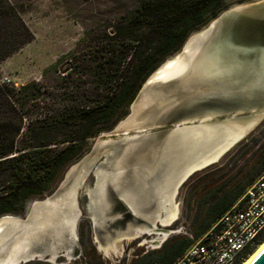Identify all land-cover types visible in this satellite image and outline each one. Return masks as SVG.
I'll return each mask as SVG.
<instances>
[{
  "label": "trees",
  "instance_id": "16d2710c",
  "mask_svg": "<svg viewBox=\"0 0 264 264\" xmlns=\"http://www.w3.org/2000/svg\"><path fill=\"white\" fill-rule=\"evenodd\" d=\"M251 1L133 0L132 7L118 16L114 34L104 35L103 50L87 59L84 74L89 75L93 91L100 89L101 93L82 101L81 108L48 115L32 126L22 125L17 109L38 98L42 88L37 83L18 89L0 83V114L17 116V120L9 116L0 120V175L8 180L7 190L0 195V216L23 214L28 198L46 191L81 155L86 138L109 130L127 114L148 76L178 52L192 33L231 6ZM27 5V0H0V64L34 38L23 19ZM59 128H69L68 134L60 140H46L49 132ZM60 144L63 146L50 147ZM241 144L238 151L245 150L238 156L243 160L240 165L233 161L214 168L191 184L200 218L193 237L172 238L134 259L133 264H172L241 199L264 173V125ZM255 246L245 249L240 261Z\"/></svg>",
  "mask_w": 264,
  "mask_h": 264
},
{
  "label": "rangeland",
  "instance_id": "374dc122",
  "mask_svg": "<svg viewBox=\"0 0 264 264\" xmlns=\"http://www.w3.org/2000/svg\"><path fill=\"white\" fill-rule=\"evenodd\" d=\"M27 1V11L23 14V19L32 31L34 38L18 51L4 59L0 64V79L4 80V77H7L10 81H4V83L8 86L18 89L22 85L37 83L42 88L38 98L29 101L23 109H17V114L21 115L22 125L24 127L32 126L48 115H57L66 112L72 107L81 108L84 106L82 101L87 102L88 97H95V94L98 95L101 93L100 89L93 91L89 75L84 74L87 72V59L88 57H92L91 55H97L103 50L104 35L114 34L118 16L130 9L133 5V0ZM237 5L239 4H235L230 8ZM197 32L192 33L190 36ZM180 50L169 57L168 61L157 69L155 78L161 79V75L166 68H171L179 64V62H186L189 69L191 71L193 70L191 61L170 59L179 53ZM200 54L206 56L205 52H201ZM234 66L236 69L237 66L235 64ZM138 92L130 103L127 114L123 118L109 130L100 131L95 136L86 138L83 152L77 159L70 162L63 169L60 177L51 183L52 185L42 194L31 195L28 198L23 214H6L0 216V256L5 254L3 258L0 257V262L4 261L10 253H13L14 248L19 245L29 251L28 255L20 257V261L24 262L27 259H31L25 263L20 262V264H85V262L88 263V259L84 260L81 256L79 258L74 255L72 256L71 243H73L74 247H78L80 244H84L85 247H90V243L93 244V239H95L98 243L97 245L99 247L102 245L101 248H104L105 252L98 251L97 253H92L91 259L94 262L91 260L90 264H129L134 256L132 249L138 243V240L131 239L117 242L126 236L124 234H117L111 238L112 245L114 244L113 247L110 246L111 244L108 241H106V244L100 242L96 233L92 232V227L89 230L90 224L87 217L90 211V203H86L84 194L87 189L94 188L97 182L96 172L109 166L110 163H114L121 155V151L117 149V143L120 144L121 142L119 141L124 137L105 140L98 139V137L101 134H114L119 130V133H127L125 135L126 138H130L132 135H129L128 132L132 131L135 125L145 121L146 112L142 111L138 115L131 116V105L135 101L137 103L140 102L143 98H138ZM8 116L9 119L14 118V120H17V116L14 113L9 114V112L1 113L0 120H5ZM263 125L264 118L243 139L226 150L217 162L192 173L177 187L171 197V201L165 202V208L169 207V210L176 211L175 219L168 226L157 224L159 229L171 230L172 233L165 237L164 240L159 235H150L149 237L142 235L141 238L143 240L151 242L148 244L151 247L147 248L148 245H145L144 250H157L166 241L175 237L183 235L193 237L192 230L198 226L200 218L196 205L197 200L191 195V184H196L198 182L196 179L199 176L204 175L214 168L224 167L227 163L228 165H232L233 161L240 165L243 160L241 161V158L238 160V156L245 150L242 147L238 151L242 145L241 143L251 134L258 133V130ZM68 131L69 128L55 129L49 132L45 138L46 140H60L68 134ZM61 146L63 144L59 146L50 145L51 148ZM247 156L244 155V157ZM76 167L85 173L84 179H81L79 182L78 176H75L74 173L68 175L70 169ZM84 168L85 170H83ZM87 168L89 169L87 170ZM90 168H95L97 171L92 170L90 172ZM77 173L80 174V172ZM66 177L68 182H70L68 188L66 189L65 187L59 197L53 199L51 202L53 204V211L57 213L50 211L51 209L48 208L51 207L50 205H37L38 202L52 196L65 182ZM148 179L151 182L143 186L145 187L144 191L146 192L148 190L151 194L149 199H153L154 203H163L161 200H163L162 198L166 190L163 183L164 177L162 175L158 177L156 172L149 176ZM114 181L117 185L118 180ZM7 187V176L0 175V195L7 190ZM126 195L128 196V194ZM128 197L132 200L134 199L131 196ZM74 200L77 205L76 209L73 208ZM150 205L149 203V213H145L146 216L144 214L146 219H150L156 211ZM74 209L78 211L77 215ZM32 210L33 215L30 223L19 225L14 222V219H27ZM165 211L160 210L161 218L164 216ZM45 214L49 215L48 218H45ZM39 217L45 218L43 223L41 219L42 226L45 228L34 234V231L40 227V224L37 222ZM12 221L15 223L13 226ZM148 227L144 224L138 225L137 230L147 231ZM32 235H34L33 238ZM129 236L131 235L129 234ZM70 238L72 242H69L71 240ZM141 240L139 242L140 244L142 243ZM38 241L40 242L39 244L37 243ZM156 242L159 243L156 244ZM263 242L264 240L257 244L242 263ZM33 243H37V245ZM123 248L127 249V251L122 253ZM35 250L41 251L36 252ZM43 253H45V257L43 256L41 258Z\"/></svg>",
  "mask_w": 264,
  "mask_h": 264
},
{
  "label": "water",
  "instance_id": "95a60500",
  "mask_svg": "<svg viewBox=\"0 0 264 264\" xmlns=\"http://www.w3.org/2000/svg\"><path fill=\"white\" fill-rule=\"evenodd\" d=\"M180 49L170 59L193 61L205 50L207 57L217 55L222 72L227 71L225 63H234L237 67L232 73L224 72V78L205 74L198 77L189 67L182 74L167 80L155 78L157 69L168 61L166 59L141 85L138 92V98L143 97L141 101L131 105V116L146 112L145 121L128 132L132 136L126 138L127 133H119L118 130L117 133L98 137L101 140L124 137L120 144L117 143L121 155L116 160L117 171L113 179L131 175L145 180L156 172L158 177H164L162 182L166 190L161 200L163 203H153L155 214L148 218L149 224H145L152 231L158 228L157 224H170H161L160 210L165 211V202L171 201L177 187L192 173L217 162L226 150L243 139L264 118V74L261 76L263 80L257 83V76L262 74L260 64L264 63V0L242 3L223 11L203 30L189 36ZM257 112H260L258 119H254L241 137L214 160L192 168L208 157L210 151H218L225 144L227 134L236 131L233 123L252 118ZM76 170L77 167L70 169L68 175ZM67 177L52 196L37 205H51L49 202L58 198L65 187L68 188ZM121 197L127 200L124 191ZM126 204L133 214H139L142 207L139 203L136 206L135 203ZM76 206L74 203L73 208L76 209ZM77 212L75 210L76 215ZM91 214L96 223L95 214ZM32 215L33 210L27 219H14V222L19 225L30 223ZM162 230L168 231V235L172 233L171 230ZM154 235L162 236V233L154 231ZM44 254L41 258L45 257ZM246 264H264V245Z\"/></svg>",
  "mask_w": 264,
  "mask_h": 264
},
{
  "label": "flooded vegetation",
  "instance_id": "af4514ba",
  "mask_svg": "<svg viewBox=\"0 0 264 264\" xmlns=\"http://www.w3.org/2000/svg\"><path fill=\"white\" fill-rule=\"evenodd\" d=\"M110 165H112L110 167ZM109 166H106L104 169H102L100 172L97 171L95 168H90V172L93 170L97 171V182L94 185L93 189H87L84 196L86 198V203H90L91 210L88 212V219H89V230L96 233L97 238L100 242L103 244H106V241L110 242V246L112 245V237L117 234H124L126 235L123 237L120 241L123 240H138V243L134 246L132 249V253H134L133 259L129 262V264L134 263V259L149 253L150 250H144V246L150 244L151 242L147 240H143L141 238L142 235H146L149 237L150 235H154V231H141L136 234V230L138 229V225L142 224H149V220L146 219V214L149 213V207L148 204L150 203L151 208H153V199H149V196L151 195L148 190L145 192L143 187L144 185L149 184L151 181L150 179H143L139 180L137 177L128 175V176H121L118 180V186L115 184V179H113V175L117 171L115 168L116 161L114 163H110ZM89 168H87L88 170ZM85 170V168L83 169ZM77 172H80L77 173ZM77 173V174H76ZM75 176H78V182L81 179H84L85 173L81 170H76L74 173ZM72 180V179H70ZM69 180V181H70ZM113 181V182H112ZM70 182H68L69 185ZM142 188V189H141ZM148 188V187H147ZM123 189V190H122ZM122 191L125 192L126 201L121 197ZM61 193H59L60 195ZM74 192V197H75ZM133 197V202L129 200L128 196ZM78 197V196H77ZM75 203V201H74ZM95 203V204H94ZM126 203H139L142 207L139 211V214H133L132 211L129 209ZM146 211V212H145ZM95 214L96 216V223L92 220V214ZM145 214V216H144ZM128 234H132L129 236ZM129 236V237H128ZM71 239V238H70ZM142 239V240H141ZM69 240V239H68ZM140 240L142 243L140 244ZM69 242H72V239L69 240ZM93 244L90 243V247H85L84 244H80L78 247H74L73 243H71L72 247V256L76 257H82V259H88V263L85 262V264H90L91 260V254L99 252H105L104 248L99 247L97 244V241L93 239ZM116 242V243H117ZM115 243V244H116ZM151 246L148 245L147 248H150ZM146 248V249H147ZM106 249V248H105ZM143 249V250H142ZM153 250V249H152ZM127 249L123 248L122 253L126 252Z\"/></svg>",
  "mask_w": 264,
  "mask_h": 264
},
{
  "label": "built area",
  "instance_id": "2783aa9c",
  "mask_svg": "<svg viewBox=\"0 0 264 264\" xmlns=\"http://www.w3.org/2000/svg\"><path fill=\"white\" fill-rule=\"evenodd\" d=\"M9 82L7 77L1 83ZM264 238V173L172 264H240L243 251Z\"/></svg>",
  "mask_w": 264,
  "mask_h": 264
},
{
  "label": "bare ground",
  "instance_id": "6f19581e",
  "mask_svg": "<svg viewBox=\"0 0 264 264\" xmlns=\"http://www.w3.org/2000/svg\"><path fill=\"white\" fill-rule=\"evenodd\" d=\"M202 52H205V50ZM211 56L207 57V56H203V55L199 54L193 59V61L190 59V61H191L190 63H192L191 65H192V69H193L191 72L198 77H201L205 74V76L206 75H212L215 78H217V77L223 78L224 74H225L224 72L232 73L234 71V68H235L234 64H232V63L226 64L225 63L223 65L225 66L227 71L222 72V70H223L222 66H220L219 63H217V59H218L217 55H211ZM262 61L264 62V54L262 56ZM260 65L262 67L261 68L262 74L257 76V78H258L257 83H260V80H263V78H261V76H263V74H264V63H261ZM187 67H188V64L186 62H179V64H176V65L172 66L171 68H166L161 75V79L167 80L169 78L178 76V75L182 74ZM258 113H260V112H257V114H255L252 118H249L243 122L233 123L236 131L227 134L226 139H225V141H226L225 144L221 148H219L218 151H215V150L210 151V153L208 154V157L201 159L200 162L193 165L192 168L201 166L202 164H205L208 161L214 160L218 156L219 153L224 151L233 141L237 140L239 137L242 136V133L245 132L247 130V128L254 122V119H256V118L258 119V117H259ZM129 200H131V202H133V200L131 198H129ZM49 203H51V202H49ZM50 206L51 207H48V208L51 209L50 211H53L54 210L53 204H51ZM134 206H136V203L134 204ZM165 209H166L165 215L162 218H160L161 224H163V223L169 224L176 217V211L175 210L174 211L169 210L170 209L169 207H167ZM53 212L57 213L56 211H53ZM56 215L58 216V214H56ZM45 216H46L45 218H48L49 215L45 214ZM45 218L39 217L37 219V222L40 224V227L34 231L35 232L34 234H36L37 231L45 228L42 226V223L45 221ZM41 221H42V223H41ZM147 231L150 232L151 228L148 227ZM153 231H155L157 233H162V238L163 237L165 238L168 235V231H165V230L161 231V229H158V228L156 230H153ZM139 232H141V231L136 230V234ZM130 235H132V234H130ZM33 236L34 235H32V238H33ZM38 238H40V237H38ZM37 243L39 244L40 242L38 241ZM37 243H35V244L33 243V244L37 245ZM263 245H264V242L261 245H259L258 248L254 251V253L251 254L242 264H246ZM14 249L15 250L13 251V253H10V255L4 261L0 262V264H20V262H21L20 257H22L24 255H28V252H29V251H27L28 249L26 250V249H24V247L22 248L19 245L16 246Z\"/></svg>",
  "mask_w": 264,
  "mask_h": 264
}]
</instances>
